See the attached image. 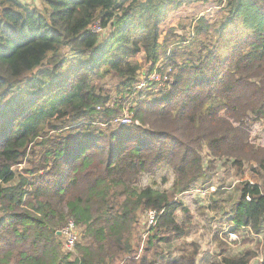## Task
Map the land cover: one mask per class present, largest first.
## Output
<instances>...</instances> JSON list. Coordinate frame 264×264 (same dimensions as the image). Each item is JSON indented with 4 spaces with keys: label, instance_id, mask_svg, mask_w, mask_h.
Wrapping results in <instances>:
<instances>
[{
    "label": "trees",
    "instance_id": "1",
    "mask_svg": "<svg viewBox=\"0 0 264 264\" xmlns=\"http://www.w3.org/2000/svg\"><path fill=\"white\" fill-rule=\"evenodd\" d=\"M35 1L0 0V264H160V246L183 236L177 204L139 178L166 166L185 193L205 175L203 148L247 166L253 181L231 221L261 234L264 254V156L245 126L264 120V0ZM191 4L201 9L191 34L172 43L162 26ZM140 56L144 77L174 73L170 90L136 89ZM107 77L141 126L108 129L120 113L95 84ZM69 220L78 241L61 257ZM164 264L195 263L181 254Z\"/></svg>",
    "mask_w": 264,
    "mask_h": 264
},
{
    "label": "rangeland",
    "instance_id": "2",
    "mask_svg": "<svg viewBox=\"0 0 264 264\" xmlns=\"http://www.w3.org/2000/svg\"><path fill=\"white\" fill-rule=\"evenodd\" d=\"M28 3L35 8H40V4L35 0H29ZM199 10L201 9L196 4L183 5L181 9L167 18L162 26L163 33L167 34L170 30L173 32L172 36L176 39L172 38V43L188 38L195 24V14ZM210 14L214 17L218 15L215 10ZM92 30L100 33V38L102 37L103 31L100 28L93 27ZM138 63L141 65L139 76L146 75L148 65L144 63L142 56L138 57ZM164 72L165 70H163ZM169 77L172 78V82L175 81L172 71ZM95 82L102 95L109 99L105 108L111 110L118 108L119 116L122 114V108H129L132 123L138 126L142 125L139 119H134L133 104L124 100L123 96L118 93V83L115 79L107 77ZM171 87L172 83L166 86V89L170 90ZM245 126L247 127L249 145L255 148L254 152H261L264 156V120L245 121ZM143 128H148V126L145 125ZM108 129H118V126L111 125ZM107 142L108 138H105V147ZM201 156L205 175L185 193L180 194L174 189V173L166 166L157 168L152 174H142L139 178V188L149 186L154 190L165 192L177 204L176 221L183 236L179 241L173 239L169 247L160 246L162 251L165 250V258H162L159 263L164 264L167 259L168 261L177 260L181 254H185L187 257L194 258L195 264H228V262L231 264L244 262H247L246 264H264L262 235L254 233L249 227L236 228L231 221L240 190L246 182L253 181L246 172L247 166L245 165L243 172L237 170L231 164L232 158H226L223 155L213 157L206 148H203ZM22 168L24 166H18L14 167V170ZM17 172L20 173V171ZM256 173L261 180H264V169L259 167L256 169ZM139 226L138 253L141 254L150 232L149 229L154 228V224H148V213L139 214ZM62 247L63 238L59 250L61 257L73 253V251L65 252Z\"/></svg>",
    "mask_w": 264,
    "mask_h": 264
},
{
    "label": "built area",
    "instance_id": "3",
    "mask_svg": "<svg viewBox=\"0 0 264 264\" xmlns=\"http://www.w3.org/2000/svg\"><path fill=\"white\" fill-rule=\"evenodd\" d=\"M21 3H27L29 0H17ZM171 70L158 72L157 69L150 72L147 76H141L136 86L137 90H141L146 86L147 82L154 83L159 88H164L172 83V78L169 77ZM114 104V103H112ZM112 107V106H111ZM129 108H122V114L110 122L114 126H129L132 124ZM155 222V213H148V224L153 225ZM63 238V250L67 253L74 251L78 241L77 228L73 221L69 220L67 224L58 233Z\"/></svg>",
    "mask_w": 264,
    "mask_h": 264
}]
</instances>
